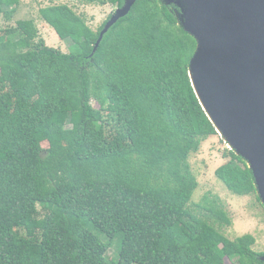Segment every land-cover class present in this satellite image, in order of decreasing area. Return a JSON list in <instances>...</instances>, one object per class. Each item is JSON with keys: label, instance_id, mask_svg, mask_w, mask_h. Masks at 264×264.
Listing matches in <instances>:
<instances>
[{"label": "trees", "instance_id": "trees-1", "mask_svg": "<svg viewBox=\"0 0 264 264\" xmlns=\"http://www.w3.org/2000/svg\"><path fill=\"white\" fill-rule=\"evenodd\" d=\"M20 2L0 0V18ZM176 10L135 2L94 49L110 16L93 31L67 5L41 8L69 53L46 46L32 21L0 30V264H264L251 235L221 233L231 221L217 200L190 208L189 155L217 134ZM222 158L216 179L255 194L244 160Z\"/></svg>", "mask_w": 264, "mask_h": 264}, {"label": "water", "instance_id": "water-1", "mask_svg": "<svg viewBox=\"0 0 264 264\" xmlns=\"http://www.w3.org/2000/svg\"><path fill=\"white\" fill-rule=\"evenodd\" d=\"M138 1L146 0H124L94 49ZM159 1L179 10V26L194 39L188 65L194 94L216 134L218 124L225 135L219 137L246 163L264 207V0Z\"/></svg>", "mask_w": 264, "mask_h": 264}, {"label": "rangeland", "instance_id": "rangeland-1", "mask_svg": "<svg viewBox=\"0 0 264 264\" xmlns=\"http://www.w3.org/2000/svg\"><path fill=\"white\" fill-rule=\"evenodd\" d=\"M53 4L69 6L93 31H96L116 10L110 6L86 5L77 0H21L9 21L0 18V30L14 28L17 21H32L39 39H42L46 46L62 53H69L72 51L69 49L70 42L59 40L53 29L39 15L41 8ZM175 13H179V10L177 9ZM93 106L97 107L94 104ZM225 149L230 150L227 143L217 135L202 142L198 152L189 155L188 164L197 183L189 204L190 208L197 212L195 206L201 205L204 198L209 201L217 200L231 221L230 227L221 230V233L230 240L249 234L255 239L253 250L264 253V207L260 200L257 201L256 192L243 197L233 195L215 177L217 168L226 161L222 158ZM116 246L117 239L107 252L109 258H115Z\"/></svg>", "mask_w": 264, "mask_h": 264}, {"label": "bare ground", "instance_id": "bare-ground-1", "mask_svg": "<svg viewBox=\"0 0 264 264\" xmlns=\"http://www.w3.org/2000/svg\"><path fill=\"white\" fill-rule=\"evenodd\" d=\"M215 120V119H214ZM216 122V121H215ZM216 124H217V122H216ZM217 126H218V128H219V130H220V132H219V136H221L222 138L223 137H225V135L223 134V132H222V130H221V128L219 127V125L217 124Z\"/></svg>", "mask_w": 264, "mask_h": 264}]
</instances>
